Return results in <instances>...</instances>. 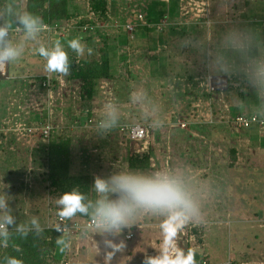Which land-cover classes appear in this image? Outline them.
Returning <instances> with one entry per match:
<instances>
[{
	"label": "crops",
	"instance_id": "crops-1",
	"mask_svg": "<svg viewBox=\"0 0 264 264\" xmlns=\"http://www.w3.org/2000/svg\"><path fill=\"white\" fill-rule=\"evenodd\" d=\"M249 5L250 4L246 3L241 6V9H245L239 11V18L233 19L228 18L229 12L225 9V7L223 9L221 3L213 5L211 11L213 24L208 33L199 32L197 29V27H206L205 25H199L195 22L191 23L192 27L190 28V31L192 35L188 37L189 43H194L192 41H195L196 37H199L200 45H202V43L204 44L205 40L209 41V43L212 41V44L206 43V47L209 49L207 57L208 59H211V57L213 58L215 56L216 58L213 59L216 63V67L225 68V70L220 69L218 72L214 71L213 76H227L228 82H232L235 88L241 87L244 91L243 96H234L230 101H225L223 98L224 95H221V109L224 110V108L228 106L231 109L230 113L228 115H223L221 112L217 115V117L215 116L212 119V123H196L193 125L191 130H183L175 127L174 123L178 122L182 118H188L191 112L190 108L194 100L199 96L198 94H200V84L205 82L207 78L212 75L208 72L207 75L203 77V71L201 68H210L211 65L209 64L207 66L206 62L200 61L199 55L198 57L196 54L192 56L190 53L188 54V51L180 53L175 46L176 41L172 38L178 35V28H180L179 25L187 24H182L181 22L183 20L179 16V13L175 12L172 17H168L170 19L169 22H174L175 26H168L169 28L166 26L164 31L160 33L155 32L156 30L154 28L139 27L136 34H134V40H130L124 28L126 19L125 22H121L120 18L121 16H125L127 18L132 7V3L130 0H126L121 6H118V14L115 15V18H112L115 33L112 30L108 36V40H110V42L108 40L107 41L110 45V52L113 54L112 57L114 56L113 68L117 73L121 68H127L130 73L128 74L129 71H127L126 75L128 78L123 82H115L113 84L108 82V89L112 92L113 96L105 94L101 91L100 96L95 102H83L80 95L79 84L69 82L65 75L52 73V81L57 82L56 91L53 89V84L50 87L52 93L56 95H53L56 99L53 100V103L60 101V106H62L61 104L64 103L63 101L67 99L68 103L78 105L75 109L77 113L73 115L74 123L72 126L82 128L89 136L88 138H85V140H81L82 143L85 144L84 146H80L74 141V150L77 152V155H75L76 170L80 169L87 171L91 173L94 178L96 176L110 177V174H114L116 171L144 174L143 171H131V169L128 168V157L133 154L132 149L134 147L133 144H131V141L124 140L118 128L119 125L124 124L121 123L120 120L125 119L128 120L125 124L139 123L150 124L152 126L153 129L150 134L153 144L152 150L155 146H157V149L154 152V165L151 166V169L153 171H158L159 173L169 174L184 181L183 186L187 188L186 192L196 205L197 209L200 208V203L203 202V207H208V204L205 202L206 197L199 198L198 202L197 193H199V195L203 193L207 194L210 189L217 193L216 183L219 181H223L224 184H233L236 187L238 181L244 176L243 173L254 171L257 166L256 163L262 159L251 161V157L253 153L256 156L261 153L260 145H264V128L236 130L231 120L238 113L252 114L255 112H264V99L261 98V96L264 95V50H260L264 49V28H262L257 22L258 20L264 18V15H261L264 13L258 14L256 11H258L259 8L255 10L253 6L250 7ZM248 8L251 9L250 12L246 11ZM160 13L161 11L159 10V7H156L155 5L151 11L153 21H157V17ZM116 23L119 24V27L116 26ZM65 24V22L57 24L59 32ZM182 27V31L186 30L184 26ZM252 27L254 28L252 29ZM14 28H16V26H14L13 29ZM73 30H77V28L70 30L66 34H63V36L65 37V35L70 34ZM258 30L262 31L261 36L258 35ZM23 34L24 33L22 32L20 35L14 36L16 37L14 39H18ZM197 34L198 36H196ZM38 36L43 37L44 40H48V38H50V41L47 43L48 47H51L52 41L64 38H61L58 35V32L57 34L53 33L48 35L47 32L44 31ZM252 36L253 38H251ZM12 37L13 35L10 38L12 39ZM52 38H54V40H52ZM236 40L239 41V45L237 47L238 50H235V57L229 60L231 67H235V73L229 74L226 70L229 61L226 58L224 50L227 46L226 43L234 42ZM12 41L14 40L12 39ZM254 41H256V43H254ZM183 43H186V41ZM127 48H130V50L128 51ZM200 62L204 64L203 67L199 65ZM10 71V66H8L7 76L0 78V80L9 79ZM152 72L157 73V75H153ZM161 72H167L165 75L161 76L162 78L166 76L172 82L181 83L182 86L178 85V89L176 91L169 89L166 93H162L159 90V86L164 87L163 82L156 81V78ZM23 74H25L26 77H22V87L25 91H27L26 93H28V91L33 92L36 99H34V103L31 104V108H26L23 105L11 107V104L13 105L15 99L5 97L6 101L0 106V115L3 114L0 117V122H8L10 120L9 118L12 117L11 121L30 119L32 122H38V125L33 126L36 128H45L48 124L52 125L54 128L56 127L49 140L44 138L37 139L36 142L38 148L34 150L31 162L30 159H28L29 170L31 171V188H33L34 181L32 173L35 169L36 161L34 154L38 150L47 149V144H49L61 132L60 127L54 126L52 123L55 117L56 104H53L50 100L46 99L48 93L47 89L45 87V90L43 89V80H39L48 73L44 69V71L41 70L36 73L35 71L31 72L28 70L24 71ZM171 75L172 77H170ZM19 76L20 75L16 77L19 78ZM31 79L35 81H31ZM141 80H143V82ZM61 81L63 82L61 83ZM141 83H143V85ZM250 88L255 89L254 94L247 91ZM68 89L70 90V93H67ZM142 89H147V91L145 93H140V96L138 97V91ZM161 89L165 91L164 88ZM122 92H124V94H122ZM251 96L255 100L250 102L249 97ZM19 101L23 102L21 99H19ZM121 102L137 104L138 107H141V105L144 107L150 106L151 111L149 114H145L143 112L144 109L142 110L143 120L148 119V121H137L136 118L132 120L131 117L134 112H136L134 107L129 111L127 110L125 115H128V118L127 116H123L115 112L116 109L114 106L116 104L118 106ZM85 104L89 105V107L83 106ZM170 109H172V111ZM43 113L45 114L44 119L41 117ZM81 113L84 115L79 116ZM67 118L68 116L66 119ZM90 119L94 120V122L89 123ZM112 120L115 121L114 125L107 127L106 125L111 123ZM99 122L105 125V127H99ZM154 128H156L155 131ZM228 128H230V134L228 133ZM215 129H217L218 132H214ZM214 134L219 135L218 138L220 140L223 135L226 137L228 136L229 139L227 146L224 147L221 145V142L215 138ZM11 137L13 140V137L15 136L11 135ZM11 137L9 136L7 142L10 141ZM90 139H92L97 146H89L88 140ZM153 139L156 142L153 143ZM16 143L11 148L13 152L16 151L18 145H20L19 143ZM121 143L124 144V148H122V150H124L127 154V162L124 156L120 155V147H123L121 146ZM118 144L120 145L119 149L115 150ZM83 151H87L86 159L84 158L85 154H83ZM167 169L170 171L167 172ZM240 170L242 171L240 172ZM199 171L204 172L200 173ZM144 175L150 174L145 173ZM221 201L222 204V198ZM213 210L214 209L210 204V212ZM44 215H46V212ZM162 219V217L146 215L145 222H142L144 221L142 219L141 222L138 221L136 223L140 225L135 226V224L133 227L128 228L126 232L127 234L133 232L132 229H135V231L137 229L136 232H138L135 237V239L138 238V241L135 244V251L141 249L138 244H141L143 241H147L150 238L146 230L147 228L153 226L155 227L154 235L158 232L159 237H155L154 241L156 244L150 246L151 252L149 253H152L153 255L157 254L160 241L162 240V234L159 228V224ZM45 222L47 224H45ZM142 223H144V229L141 228L143 226ZM49 224L50 220H48V216H46L44 225L47 226ZM189 224H192L191 220L189 221ZM63 237L65 239V245L62 247L66 248L67 245L70 246L72 239H70L67 235ZM79 238L80 237L77 236L73 239L76 241L79 240ZM179 241L181 243V247L183 246L182 243L186 242L181 239H179ZM187 249L188 247H185V251H187ZM200 250L205 253L210 261L209 255L204 251V249ZM142 252L140 260L138 259L137 262L134 261L133 264H142L144 256L146 255L144 251ZM149 253H147V255ZM195 253L196 256H198L202 252L197 253L195 251ZM67 255L70 259L68 252ZM127 261H129L128 258ZM127 261H101L96 263L93 262L92 264H111L115 262L119 264H131L130 262L127 263ZM228 261L233 262V264H264V255L256 258L242 257V259L238 262L229 258L227 261L222 263H226ZM211 263L222 264L220 262ZM70 264L72 263L70 262ZM73 264H81V262H75Z\"/></svg>",
	"mask_w": 264,
	"mask_h": 264
},
{
	"label": "rangeland",
	"instance_id": "rangeland-1",
	"mask_svg": "<svg viewBox=\"0 0 264 264\" xmlns=\"http://www.w3.org/2000/svg\"><path fill=\"white\" fill-rule=\"evenodd\" d=\"M122 1L124 2L126 0H122ZM171 1H172V4H171ZM166 3L171 4L172 8H171L170 12L175 11V9L177 7V12L179 13V16H184L183 14H185L186 8L183 6L185 4L179 5V0H168V2H166ZM206 3L208 4V9L210 11V15H211V11H212V6L218 5L221 3V5L223 6V9L225 7V9L229 12V16L227 13H226V15L230 19L239 18L238 17L239 11H242L245 9V8L241 9L240 7L246 3L250 4L249 5L250 7L253 6L255 10H257L259 8V10L256 11L258 14L264 13V9H263L264 8V0H206ZM155 5H156V7H160V5L158 3H155ZM249 8L246 11L250 12L251 9H249ZM189 14H190V12H189ZM189 14H188V16H189ZM261 15H264V14H261ZM148 16H149V13H148ZM187 18H188L187 15H185L182 20H186ZM169 20L170 19H167L165 21L169 22ZM211 21L213 24L212 19H211ZM191 23L192 22L186 23L187 25H179L180 28H178L179 30L177 29L179 31L178 35H176L174 38H172V39H175V41H176V43H175L176 48L179 50L180 53H183V51L184 52L188 51V54L190 53L192 56H194V54H196V56L198 57V55H199L200 61L206 62L207 66L209 64L211 65L210 68H201L203 71L202 72L203 77L205 75H207L208 72H210L211 75L213 76L214 71L218 72L220 69L225 70V68L216 67V63L213 59V58H216L215 56L213 58L211 57V59H208V57H207L209 54V49H207L206 43L212 44L213 43L212 41H211V43H209V41L205 40L204 44L202 43V45H200L199 44L200 39H199V37H196V40L192 41L194 43H192V44L189 43L188 37H190L192 35V33L190 31V28L192 27ZM172 25L175 26L174 22L168 23L169 27ZM182 26H184V28H186V30L182 31V28H183ZM185 26H187V27H185ZM211 27H202V28L197 27V29L199 30V32H207L208 33L209 30L211 29ZM253 28L254 27H252V29ZM257 33L259 36L262 35V31H260V30H258ZM59 36L61 38L64 37L63 33H61V35L59 34ZM196 36H198V34ZM251 38H253V36ZM12 39L14 40L13 42L15 44L21 45L24 48V52H23L22 56L17 61L13 62L10 65V69H11L10 78L7 80H0V106L2 104H4V102L6 101L5 97H7V98H14L15 99V101L13 102V105L11 104V107L16 106V105H23L26 108H28V107L31 108V104L34 103V99H36V98L34 97L33 92L28 91V93H26L27 91H25L24 88L22 87V82H23L22 77H26V75L23 74L24 71L30 70L31 72L35 71V73L38 71H41V70L44 71V69L46 68V60L38 54L36 49H38L41 46V44L48 46V44H47L48 40L47 39L44 40V38L41 36H37V38L35 40H33L30 38H26L24 34L16 40L14 39V37H12ZM238 39H239V37H238ZM262 39H263V37H262ZM52 40H54V38H52ZM184 41H186V43H183ZM254 43H256V41H254ZM226 45L227 46H226V49L224 50V53L226 54V58L229 61L235 57V55H236L235 50H238L237 47L239 45V41L236 40L234 42H228V43H226ZM213 48H214V46H213ZM260 50H264V49H260ZM201 64H202V62H200L199 65L203 67L204 64H202V65ZM230 64L231 63L229 61V64H227L226 70L229 74H234L235 73V69H234L235 67H231ZM113 70H114V72H116V70L114 68H113ZM166 73L167 72H161L160 75H158V77L156 78V81H162L163 82L164 87L159 86V90L162 93H166L169 89L176 91L178 89L177 88L178 85L182 86L181 83L172 82L166 76L164 78L161 77L162 75H165ZM152 74L157 75V73H155V72H152ZM18 75H20L19 78L16 77ZM49 75L51 76L50 73H49ZM27 76H29V75H27ZM170 77H172V75ZM225 77H227V76H225ZM143 80H145V79H143ZM143 80H141V81L143 82ZM31 81H35V80L31 79ZM141 84L143 85V83H141ZM160 85H161V83H160ZM161 88H164L165 91ZM258 90H260V89H258ZM146 91H147V89L139 90L138 91V97L140 96L139 95L140 93H145ZM247 91L251 92L252 94L255 93L254 88H250ZM67 93H70L69 89L67 90ZM122 94H124V92H122ZM53 95H55V94H53ZM72 95H74V94H72ZM198 95L202 98H205L204 96H202L200 94H198ZM128 98H130V97H128ZM261 98L264 99V95H262ZM19 99H21L23 102H20ZM46 99L50 100L53 103V100L55 99V97H53V96L51 97V94H50V96L47 94ZM205 99H207V98H205ZM252 100H255V99L252 96L249 97V101L251 102ZM63 102L64 103L61 104L62 106H60V103H61L60 101H56L55 103H53V104H56L55 105L56 109L54 108L55 109V117H54V120L52 123L54 124V126L60 127L61 134H64L67 136L72 135L73 140L75 142H77L78 145L84 146V145H82L83 143L81 141V140H85V138L81 139L82 134H85L84 131H82L83 129L72 126V124L74 123V119L72 118V116L75 113H77V111H75V109L78 105H74V103H68L67 99H65ZM139 106H140V104H139ZM133 107L135 108L136 112H134L133 116L131 117L132 120L136 118L137 121H142L143 120V112L145 114H149L151 111L150 106L144 107L143 105H141V107H138L137 104H130L129 102H125V103L121 102L118 106H117V104L114 106V108L116 109L115 112H117L123 116H127V118H128V115H125L127 110L129 111ZM73 109H74V111H73ZM80 110H81V108H80ZM117 110H120V111H117ZM142 110H143V112H142ZM171 111H172V109H171ZM2 115L3 114H1L0 117ZM67 116H68V118L66 119ZM41 117H43V119H44L45 114L43 113L41 115ZM21 121H23L26 124H27V122H31L30 119L21 120ZM127 121L128 120H125V119L120 120L121 123H126ZM143 121H148V119H145ZM38 124H39L38 122H31V126H36ZM58 127H57V129H58ZM55 129H56V127H55ZM155 129L156 128H154V131H155ZM228 130H229L228 133L230 134V132H231L230 128H228ZM214 132H218L217 129H215ZM214 136H215V138H217L221 142V145H223L224 147L227 146L228 139H229L228 136L226 137L223 135L221 140L218 138L219 135L214 134ZM91 140L92 139L88 140L89 146L91 145ZM74 141H73V144H75ZM154 142H156V141L153 139V143ZM132 144H134V143H132ZM117 146L119 147L120 145L118 144ZM260 147H261V153L258 156H256L253 153L252 157H251V161H256L259 159H262V160H260L256 163L257 166L254 169V171H249V172L243 173L244 176L239 181L237 180L238 183H237L236 187L233 184H230V183L224 184L223 181H219L218 183H216L217 193L213 192L211 189L209 192H207V194L203 193V194L199 195V193H197L198 202H199V198H205L206 197L205 202H206V204H208V207H203L204 202L200 203V208L198 209L197 215L191 219V221H192L191 225L196 226L198 228L197 229L198 234L197 235H191L190 238L187 240V237L189 236V225H190L188 222L184 226V228L179 231L178 236L176 238L177 243L180 247H181V243H180L179 239H181L182 241H184V240L186 241V242L182 243V245H183L182 248L184 250H185V247H188V248L194 249L197 253L202 252L200 255L196 256V261H199L205 255V253H203V251L200 249H204V251L209 255V259L211 262H220V263L227 261L229 258L230 259L232 258L234 261L238 262L239 260L242 259V257L256 258V257H260V256L264 255V175H263V172H264V167H263L264 145H260ZM20 148L22 150H24L25 152L27 150L29 152L30 147L21 145ZM120 148H121L120 155L124 156V158L126 159V162H127V154L124 150H122V148H124V147H120ZM74 149H75V147L73 145V148H72L73 153H74V155H77V152ZM156 149H157V146L153 147V152H152L153 154L156 151ZM113 153H116V152H113ZM83 154H84V151H83ZM19 155H21V154H15L13 156H19ZM167 155H168V153H167ZM2 157L3 156L0 155V158H2ZM25 158H26V161L29 159V157L26 153H25ZM152 158L155 159L154 155ZM190 160H192V159H190ZM9 165H12L14 167H26V166H28V170H27L28 175H27V177H25V179L27 180V183L30 184L29 187L31 188V174H30V170H29V162L28 163L25 162L22 164V162L20 160L13 159L12 161L5 163V166L9 167ZM17 170L20 171L21 169H17ZM3 171L4 170H3V168H1V165H0V179H1V177H4ZM241 171L242 170H240V172ZM199 172L203 173L204 171H199ZM118 173H121V172L116 171L114 174H110V176L118 174ZM143 173L145 174L146 172H143ZM157 173H159V172L158 171L154 172L152 170L151 173L149 172V174H150L149 176L155 175ZM105 177H108V176H105ZM21 179H24V176ZM177 179L182 183V185H184V181L180 180L179 178H177ZM235 179H236V177H235ZM192 180H194V179H192ZM184 188H185V190H187L186 187H184ZM31 194L26 193L23 196L25 199V201H24L25 207H23L21 209V211L25 215L19 213L18 211L16 212V214H14L18 217L20 223H22L28 219V216H27L28 214H29V217L34 216V214L30 212L31 209L40 208L39 210H44L46 212V216H48V214H49L46 208H42L48 204V201H45L43 198H33V197H31ZM110 198L114 199L115 196H110ZM221 198L223 199L222 204H221V202H222ZM16 204H18V205L21 204V200L19 199ZM210 204L212 205V207L214 209L212 212H210ZM141 214H142V216H141ZM146 215L151 216V214H148L145 212L138 213L135 220L133 222H130L129 227L124 228L121 233H116V234L106 233V232H101L97 228H92V229L88 230L85 235L83 234L82 237L80 236L79 240L75 241L72 238L71 243H70V250H69L68 245L66 246V248H63L62 247L63 245L60 244L58 247V254H60L59 256H61V259L63 258L64 261L68 262L69 264H70V262L72 264L75 262H81V264H92L93 262H95V263L101 262V261L109 262V261H115V260H119V262L120 261L124 262V261H127V258L129 259V261H127V263L130 262L131 264H133L134 261L137 262L138 259L140 260V256L143 253L142 251H144L146 254L151 252L150 246L153 244H156L154 239H155V237L156 238L159 237L158 232H156L154 235L155 227L151 226V227L147 228L146 231H147L150 238L147 241L145 240L141 244H138L141 249L138 251L136 250L137 252L135 251V247H136L135 244L138 241V238L135 239L136 235L138 234V232H136L137 229H136V231L132 230L133 234L135 235L133 240L132 239H126V234H127L126 232H127L128 228L133 227V225H135L138 221L141 222L142 219L144 220L142 222H145L146 221L145 220ZM40 218L42 219L41 224H44L43 220L45 218H43V217H40ZM45 224H47V223L45 222ZM138 225H140V224H136L135 226H138ZM142 225L143 226L141 228L144 227V223H142ZM139 235H140V233H139ZM152 236H153V238H152ZM107 240H112L114 243H117V244H119L122 240H124L126 243V248L121 252L113 253L112 248L106 247L105 241H107ZM67 251H69L70 259L68 258ZM108 254H112V255H111L110 259L106 260V256ZM66 257L68 258V260ZM119 258H121V259H119ZM63 259H62V261H63ZM111 264H119V263L115 262V263H111Z\"/></svg>",
	"mask_w": 264,
	"mask_h": 264
},
{
	"label": "trees",
	"instance_id": "trees-1",
	"mask_svg": "<svg viewBox=\"0 0 264 264\" xmlns=\"http://www.w3.org/2000/svg\"><path fill=\"white\" fill-rule=\"evenodd\" d=\"M146 1L149 7L147 12L149 13L148 21L150 23H163L164 19L168 17L170 18V16L172 17L174 13L177 12V7L175 11L170 12L172 8V1L171 4H168L160 0H155L156 2H159V10L161 11L157 17V21L155 22L153 21V16H151V11L156 2L154 0ZM87 3L89 4V10H87ZM122 4V0H0V24L12 22L16 14L24 11L41 17L45 24H59L69 22L71 20H77L82 25L92 23L94 25L93 30L89 29L88 31H84L83 28H77V30H73L70 34L65 35L64 38L60 39V41L64 45L65 50L68 52L71 65L69 73L65 75L66 79L69 82H74L80 85V95L83 102H95L101 94L102 82H109L113 84L115 82H123L128 78L126 73L129 70H127V68H121L118 73L113 71L114 56L112 57L113 54L110 52V45L108 43V41L110 42V40H108L110 32L113 30L115 33L112 18H115V15L118 14L117 7ZM91 15L94 17L93 20L88 19ZM82 19L83 21L80 22ZM125 19V16H121L120 18L121 22H125ZM14 26L15 25H13V27ZM166 26L169 28L168 21ZM205 26L208 27L207 25ZM77 37L81 38V42L85 45V53L83 56L79 57L75 52L68 48V41ZM49 41L50 38H48V42ZM88 48L92 49V53L90 55L87 51ZM129 73L130 71L128 74ZM39 80H43L44 82L46 78L43 77ZM228 83L227 90L213 91L210 94H201L207 98L203 99L212 100L213 112L216 117L223 112L221 109L222 103L220 101L221 95H224L223 98L225 101H230L234 96L241 97L244 95V91L241 87L235 88L232 82L230 83L229 81ZM52 84L53 89L56 91L57 82L52 81ZM83 106L89 107V105L86 104ZM82 115L84 114L81 113L79 116ZM237 115H259L261 118L264 117V112H255L252 114L238 113ZM31 122H27V125L31 126ZM5 126L6 121L0 122L1 129H3L2 127L5 128ZM84 133L85 134H82L81 139L89 137L86 132ZM4 136V133L0 132V140H4ZM73 141L72 135L67 136L60 133L49 144H47V149L38 150L34 154L36 161L35 169L32 173L34 181L33 188L29 187L30 184H28L25 179L28 175V166H5V163L10 162L13 159L20 160L22 164L25 162L28 163V160L26 161L25 158V153L29 157L28 150L25 152L20 148V145H18L16 151L13 152L11 148L16 143L15 137H13V140L11 137L9 142H2L0 144V155L3 156L0 158V165L4 170V177H1L0 179V196H6L8 199L12 209V215L16 220V225L23 224L26 229L31 227V217H29V214L27 215L28 219L22 223H20L18 217L14 215L17 211L25 215L21 209L25 207V199L23 196L26 193H32L31 197L33 198H43L45 201H48V204L42 208L47 209L49 213L48 220H50L49 225L51 226L53 225L59 210L56 200L63 193L70 192L75 187L81 193L86 195L85 203H88L89 200L95 201L97 194L92 188L94 184V177L87 171L80 169L76 170V157L72 150ZM132 143L134 142H131V144ZM90 146H97V144L91 140ZM117 149H119L118 146L115 150ZM152 152L153 150L151 148V150L146 153L131 154L128 157L130 169L151 173V158L154 155ZM15 154L21 155L13 156ZM84 154V158L86 159L87 151H85ZM17 169L21 170L18 171ZM23 176L24 179H21ZM19 199L21 200V204L18 205L16 203ZM39 209L40 208L31 209L30 212L36 217L39 216L38 218L41 224L42 219L40 217L45 218V221L46 215H44V210ZM90 219V215L77 213L76 216L69 219V221L72 222L79 220L86 222ZM47 226L41 224L42 231L39 234H37L33 228L32 231H29L26 237L17 233L14 227L10 229L11 236L7 246L0 243V264H6L5 257H15L22 260L23 264H62L61 256L58 254V247L60 244L57 243V240L65 235L62 232H59L56 227ZM197 229L198 228L196 226H192L191 224L189 225V236L187 237V240L191 235L198 234ZM87 231L80 234V236H83V234L85 235ZM72 238H76V236H71L70 239ZM17 249H19V251H17Z\"/></svg>",
	"mask_w": 264,
	"mask_h": 264
},
{
	"label": "clouds",
	"instance_id": "clouds-1",
	"mask_svg": "<svg viewBox=\"0 0 264 264\" xmlns=\"http://www.w3.org/2000/svg\"><path fill=\"white\" fill-rule=\"evenodd\" d=\"M13 25L19 28L26 38L33 40L47 29V25L41 17L26 11L16 14L12 22L0 24V71L2 72L6 71L8 66L17 61L24 52V48L15 44L10 38ZM150 28L155 29V27ZM163 31L156 30L157 33ZM134 34L133 39L128 34L127 36L130 40H134ZM68 48L75 52L78 57L83 56L85 53V45L79 37L69 40ZM127 50L129 51L130 48H127ZM36 51L46 60L45 70L47 73L61 75L69 73L71 65L68 52L60 40L52 41L51 47L41 44ZM87 51L89 55L92 53L91 48H88ZM114 123L115 121L112 120L106 126L111 127ZM101 126L105 127L103 124ZM149 140L150 150L153 146L152 137ZM128 168L130 169L129 163ZM92 188L97 194V198L95 201L89 200L88 203H85L86 195L75 187L72 191L63 193L56 200L59 208L57 217L53 225L47 227H54L58 217L61 220L71 219L77 213H80L90 215L97 229L101 232L116 234L129 227L130 222L135 220L138 213L145 212L154 217L163 218L159 224L162 240L157 254H146L142 264H197L195 250L188 248L185 251L178 245L176 240L179 231L198 213L196 205L177 178L166 173L149 176L135 172H121L110 177L96 176ZM110 196H115V198L112 199ZM30 224L31 227L27 229L23 224L16 225L8 199L6 196H0V243L7 246L11 236L10 229L13 227L17 233L25 237L33 228L37 234L42 231L38 217L32 216ZM57 243L65 245L64 237L59 238ZM105 244L106 247L113 249V253L121 252L126 248L124 240L119 244L107 240ZM111 255L108 254L106 260L110 259ZM5 261L6 264H23L22 260L15 257H5ZM65 262L63 259L62 263Z\"/></svg>",
	"mask_w": 264,
	"mask_h": 264
},
{
	"label": "built area",
	"instance_id": "built-area-1",
	"mask_svg": "<svg viewBox=\"0 0 264 264\" xmlns=\"http://www.w3.org/2000/svg\"><path fill=\"white\" fill-rule=\"evenodd\" d=\"M163 2H168V0H161ZM132 3V7L128 13V16L126 18V22L124 23V28L127 32V34L130 36L131 39H133V34L136 31L137 28L139 27H155L156 30L158 31H163L167 25V20L168 18L163 20V23L159 24H153L148 21V13L147 9L148 3L146 0H130ZM185 4L183 7L186 8L184 16L187 15V19L183 20L181 23L186 24L190 22H195L197 24H205L208 27L211 26L212 21H211V15L210 11L208 9V4L206 3V0H180V4L182 5ZM87 10H89V4L87 3ZM190 12V14H189ZM189 14V16H188ZM184 16H180L181 19H183ZM88 19L93 20L94 17L92 15L88 17ZM83 19L80 21L82 22ZM262 28H264V18L261 20L257 21ZM116 26L119 27V24L116 23ZM74 28H83L84 31L93 30L94 25L92 23H88L85 25H82L79 23L77 20H72L69 23H66L62 28L61 31L59 32V27L57 24L55 25H47V29L45 32H47L48 35L51 34H57L58 35L61 33L66 34L70 30ZM22 33V31L19 28H14L10 32V37L13 35L18 36ZM16 38V37H14ZM7 76V70L2 72L0 71V78H4ZM46 80L43 82V88L45 87L47 89V94L51 97L53 96L52 90H51V85H52V80H53V75L51 73V76L46 74L44 76ZM59 78V77H58ZM222 79H217V77H212L209 76L205 82H202L200 84V95L203 93L210 94L213 91L216 90L215 86H222L224 87V79L226 77H220ZM227 80V79H226ZM63 81H61L62 83ZM228 85V81H227ZM44 88V90H45ZM101 88L102 91L105 94H109L112 96V92L108 89V83L107 82H102L101 83ZM202 97H198V101L196 104L193 106V109L191 110L189 116H188V121L191 123V125H194L196 123H212L213 118H212V112H211V102L210 101H205ZM12 118V117H11ZM10 120L7 122L6 121V126L5 128L2 127L3 129L0 128V132L4 133V140H0V144L2 142H7V139L9 138L10 134L15 136V141L19 143L22 146H29V159L31 162V157L33 156L34 150L38 148L37 145V139L39 138H44L46 140H49L51 135L54 133L55 128L48 124L46 125L45 128H36L33 126H28L26 123L21 122L19 120L17 121H11ZM94 120L90 119L89 123H93ZM233 125L235 126L236 130H246L249 129L253 126H258V127H264V117L260 118L259 115H253V116H245V115H238L233 119L232 121ZM178 124L181 128H187L188 123L178 121ZM102 124L99 122L98 126H101ZM119 131L121 135L123 136L124 140L126 141H131V142H138L142 144V149H137L133 148L132 151L134 154H141L144 153L143 150H146L148 152L150 148V126L147 124H136V125H127V124H121L118 126ZM121 146L124 147V144L121 143ZM32 152V153H31ZM154 165V160L152 159V166ZM59 232H62L65 235H69L71 230L74 229L75 231H80V230H85L88 228H97L95 225L94 220H90L86 226L75 223L72 227H69L66 225L65 220H61L59 217L56 219L55 226ZM72 228V229H71ZM178 236V235H177ZM135 235L133 233H130L127 235V239H133ZM70 250V246H69ZM69 253V251H67ZM148 255H153L152 253H149ZM64 264H69L68 262H65ZM197 264H212L206 255L201 258ZM222 264H233V262L228 261L226 263Z\"/></svg>",
	"mask_w": 264,
	"mask_h": 264
},
{
	"label": "bare ground",
	"instance_id": "bare-ground-1",
	"mask_svg": "<svg viewBox=\"0 0 264 264\" xmlns=\"http://www.w3.org/2000/svg\"><path fill=\"white\" fill-rule=\"evenodd\" d=\"M70 22V21H69ZM69 22H65V23H69ZM46 25H49V24H46ZM113 96V95H112ZM198 101V98L196 99V100H194V102H193V104H192V106H191V108H190V111L193 109V105H195L196 104V102ZM205 101H210L211 102V112H212V118H214L215 117V115H214V112H213V105H212V100H205ZM204 101V102H205ZM226 106V105H225ZM229 112H230V107H228V106H226L225 108H224V110H223V115H228L229 114ZM238 116V115H237ZM236 117V116H235ZM235 117L234 118H232L231 120L233 121V119H235ZM261 118H263V117H261ZM179 121H182V122H186V123H188V127L187 128H181L180 126H179V124H178V122H176V123H174V126L175 127H179L180 129H183V130H191L192 129V127H193V125H191V123L188 121V118H182L181 120H179ZM233 124V123H232ZM147 125H149L150 126V131H152V126L150 125V124H147ZM235 127V126H234ZM253 127H256V128H264V127H258V126H253ZM252 128V127H251ZM236 129V128H235ZM133 147L134 148H137V149H142V144L141 143H138V142H134V144H133ZM143 152L144 153H146L147 151L146 150H143ZM170 170H168L167 169V172H169ZM91 220V219H90ZM90 220H88V221H86V222H84V221H79V220H76V221H69V219H65V221H66V225L67 226H69V227H72L75 223H79V224H82V225H84V226H86L87 225V223L90 221ZM72 229V228H71ZM90 229H92V228H88V229H85V230H80V231H75L74 229H72L71 230V232H70V234L68 235V237L69 238H71V236H78V237H80V234H82V233H85V231H87V230H90Z\"/></svg>",
	"mask_w": 264,
	"mask_h": 264
},
{
	"label": "water",
	"instance_id": "water-1",
	"mask_svg": "<svg viewBox=\"0 0 264 264\" xmlns=\"http://www.w3.org/2000/svg\"><path fill=\"white\" fill-rule=\"evenodd\" d=\"M217 79H222L220 77H217ZM224 79V87L222 86H215L216 90L215 91H222V90H227L228 85H227V78H223Z\"/></svg>",
	"mask_w": 264,
	"mask_h": 264
}]
</instances>
